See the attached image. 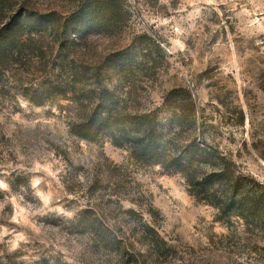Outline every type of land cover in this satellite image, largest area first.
Listing matches in <instances>:
<instances>
[{
  "label": "rangeland",
  "instance_id": "1",
  "mask_svg": "<svg viewBox=\"0 0 264 264\" xmlns=\"http://www.w3.org/2000/svg\"><path fill=\"white\" fill-rule=\"evenodd\" d=\"M78 1L0 0V25ZM122 1L124 31L74 50V72L57 66L50 35L0 63V264H264V233L245 235L239 220L229 231L183 175L74 134L103 86L120 96L136 85L129 109L190 92L196 125L187 106L180 142L219 148L264 186V0ZM143 33L162 42L165 67L125 85L103 64Z\"/></svg>",
  "mask_w": 264,
  "mask_h": 264
},
{
  "label": "trees",
  "instance_id": "2",
  "mask_svg": "<svg viewBox=\"0 0 264 264\" xmlns=\"http://www.w3.org/2000/svg\"><path fill=\"white\" fill-rule=\"evenodd\" d=\"M128 15L122 0H80L64 14L32 10L13 14L0 25V63L19 59L23 52L42 45V40L50 35L51 49L58 54L55 60L60 61L57 66L74 72L67 63L74 50L95 36L120 35L127 26ZM41 54L45 57L47 53ZM166 61L160 39L143 33L127 48L112 53L103 65L114 69L126 85L127 79L136 73L150 72L157 76ZM137 89L136 85H129L127 92L119 96L103 86L91 114L76 126L74 134L93 143L109 139L116 147L127 149L142 165L183 175L190 195L215 208L229 231L234 221L239 220L245 235L264 233V186L239 171L236 163L219 148L208 143L180 142L182 129L189 121L187 106L196 125V103L190 92L182 99L180 92L174 90L155 109H129L128 101Z\"/></svg>",
  "mask_w": 264,
  "mask_h": 264
},
{
  "label": "snow or ice",
  "instance_id": "3",
  "mask_svg": "<svg viewBox=\"0 0 264 264\" xmlns=\"http://www.w3.org/2000/svg\"><path fill=\"white\" fill-rule=\"evenodd\" d=\"M0 187H6L5 185L2 184V182H0Z\"/></svg>",
  "mask_w": 264,
  "mask_h": 264
}]
</instances>
